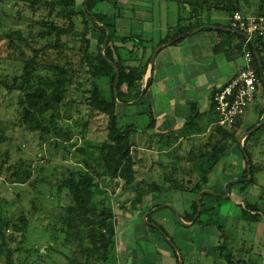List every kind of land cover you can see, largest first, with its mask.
<instances>
[{
  "label": "rangeland",
  "instance_id": "obj_1",
  "mask_svg": "<svg viewBox=\"0 0 264 264\" xmlns=\"http://www.w3.org/2000/svg\"><path fill=\"white\" fill-rule=\"evenodd\" d=\"M184 1L187 0H116L115 3H98L93 9L94 13L108 14L118 37L140 35L143 42H147L146 51L142 53L141 48H136L132 60L129 59V51L133 42L117 43L124 49L122 56L129 66H139L141 60L147 62L152 47L156 50L160 42L166 41L167 44L181 40L161 51L170 53L171 58L167 59H172V63L163 64L161 53L155 59L154 83L141 103L135 104L134 97L146 87L150 64L138 88L127 90L124 86L122 89L124 101L119 103L130 105L113 109L110 80L98 77L92 81L81 61L84 31L81 16L74 20L75 33L61 37L63 48L37 56L38 64L70 67L78 75L66 97L65 103L69 102V105L62 108L59 119V125L72 136L70 141L64 142L70 147L64 156L53 143L19 127L20 94L13 82L14 77L23 73L25 61L34 57L33 49L53 42V37H38L42 27L36 24L37 20L46 19L49 14L12 0H0V264H76L77 260L86 261L82 250L92 247L89 243L92 228L67 224V212L62 208L71 206L72 202L68 190L60 189L58 180L70 176L77 166L73 159L76 155L79 160L84 159V155L76 154V148L86 150V157L97 159L100 146L107 139L106 120L113 110L121 127L131 126L137 130L133 135L135 145L131 148L136 175L132 185L125 186L121 182L114 192L109 189L113 215L108 223L116 226L114 245L117 262L105 264H177V252L168 242L171 239L180 251L183 264H264V126L246 141V149L252 159L253 182L235 183L224 200L205 199V205L210 209L203 216V221L211 220V209L214 208V220L222 231L217 225L187 229L178 224L175 211L183 219L189 202L198 197L191 193L200 181L194 162L205 159L216 147H224L223 155L209 175V189H206L220 196L225 192L226 184L238 181L244 175L245 161L238 147L241 137L251 125L264 118V91L261 88L256 101L247 109L240 126L234 131V138H227L214 125L217 118L214 95L244 66L242 52L248 48L243 45L240 35L231 34L232 37L221 39L216 31L203 30L185 36L202 24L228 28L231 16L223 11L198 16L191 13ZM82 3L83 0H78V10ZM238 8L247 16L264 14V0H238ZM147 16L153 17V22L146 24ZM54 19L60 25L65 24L58 17ZM15 30L24 33L29 41L13 37ZM99 33L98 30H89L87 39L92 54L100 45ZM181 36L184 37L179 39ZM220 41L226 46L219 45ZM194 42L198 43L201 51L193 64L180 62L187 65L188 79L181 74L176 84L179 88L191 83L186 99L170 92L159 98L166 107L163 111L152 109L150 100L152 102L159 94L157 82H161L160 76L176 74L181 67L177 59L187 57L183 46ZM46 71L42 70V75H46ZM174 76L165 82L167 89L176 83ZM194 78H199L197 87L193 83ZM195 87L197 92L193 91ZM151 116L155 117L156 123L149 129ZM182 117L185 121L178 127ZM98 170L101 171L100 167ZM27 171L31 172L28 180L25 178ZM135 189L145 195L137 210L133 211L130 203L136 196ZM103 198L104 195L100 194L96 200ZM248 203L257 207L253 215L257 213L260 221H252L246 212L244 214L243 206ZM159 204L162 205L158 208ZM147 214L151 216V222L145 221ZM154 222L163 228L165 235L149 227L156 225ZM4 240L8 253H4Z\"/></svg>",
  "mask_w": 264,
  "mask_h": 264
},
{
  "label": "trees",
  "instance_id": "obj_2",
  "mask_svg": "<svg viewBox=\"0 0 264 264\" xmlns=\"http://www.w3.org/2000/svg\"><path fill=\"white\" fill-rule=\"evenodd\" d=\"M16 3H22L28 6L30 9H35L36 11H46L48 16L45 18H40L37 20L36 24L41 26L42 29L38 34V37L41 39L53 37V42L47 43L46 45L41 46L38 49H33L34 57L25 61L23 73L20 76L13 78L15 88L19 91L20 101H19V124L20 128L27 130L28 132L36 133L40 136L41 140L46 139L48 143H53L52 145L56 146L58 152L64 153V156L69 152L70 147L66 146L64 142H68L72 139L71 132L65 131L59 125V119L61 117V111L63 107H67L69 102H66V97L69 95L70 88L74 85L78 75L73 68L70 67H61L55 66L53 64L41 65L37 62V56L40 53H44L48 50H58L64 47V44L61 42V37L64 35H70L75 33V18L81 16L84 23V31L81 38V49H82V59L81 61L85 64L86 74L92 77V81L98 77L107 78L111 83V95H112V105L113 109H116L118 102L124 101L123 96V87L126 86L127 90H134L138 88V85L143 81L144 76L148 71L150 60L155 48L152 47V54L149 57V60L146 62L144 60L140 61L139 66H129L126 63V60L122 56V46L117 45V43L125 44L129 41L133 42V46L129 51L130 58L134 54L136 48H141L142 53L146 51L145 45L147 42H143L140 35H131L129 37H118L116 35V30L114 24L110 20L108 14L105 13H94L93 9L97 6L98 3H105L116 0H89L87 2L86 11H83L84 2L83 0L81 9L78 10V0H12ZM185 4L191 10L192 14L210 13L212 11H223L229 16H232L236 12H240L238 8V0H187L184 1ZM241 13V12H240ZM51 15L53 17H51ZM264 15V14H260ZM54 17H58L64 21V25H60L58 20H55ZM101 24V25H100ZM206 26V24L198 25ZM220 26V25H217ZM196 28V27H195ZM228 28H231L230 25ZM98 30L100 33L99 36V46L97 47L96 53L92 54L89 52L90 42L87 39L89 30ZM106 29L109 31V39L107 45L104 49L103 54L100 52L101 47L106 38ZM194 29V28H193ZM206 31H216L219 38H225L226 36L232 37V35H238L237 33L230 32H221L215 29L205 28ZM235 31V30H234ZM226 34V35H225ZM13 37H18L24 42L29 41V37H25L24 33L20 30H15L12 32ZM179 36V35H178ZM243 45L246 44L247 39L242 36ZM35 40V38H32ZM181 40H174L172 44L179 43ZM139 42V44H136ZM166 41L160 42L157 46L165 44ZM219 45L226 44L223 41L219 42ZM218 45V46H219ZM31 47V46H29ZM228 47V46H227ZM253 47L256 48L261 65L259 66L256 60V57L253 52ZM248 51L253 56V67L257 74L262 80V89L264 91V36L259 38H252L251 42H247ZM164 49L161 48L156 56ZM218 52V51H216ZM244 56V50L242 52ZM114 66L117 67L119 71V81L117 85L118 97L117 101L114 98L113 83L116 78V71ZM154 65L150 71L151 77L147 80L145 89L137 93L134 97V100L139 98L141 103L142 100L147 95L149 88L153 85L154 77ZM49 69L46 71V69ZM46 71V75H42L41 71ZM229 82V80H228ZM93 86H95L93 84ZM261 91V90H260ZM72 103V101H71ZM130 105V103H123ZM125 105V106H126ZM248 109V108H247ZM246 109V111H247ZM215 110V109H214ZM113 110L112 114L107 117V139L100 146V152L97 159L86 157V150L83 148H76V154L84 155V159L79 160L77 155L73 158L77 166L70 172V176L67 178H62L58 180L60 189L66 188L68 190L71 206L63 207L62 209L67 212L68 218L66 219L67 224L70 227H76L75 224L82 225L88 228H92V234L89 238V243L92 245L91 248H84L82 253H85V262L79 260L76 261V264H103L112 261L117 262L115 254V234L116 226L113 223H108L109 218L112 217V195L109 191L115 190V188L120 186L122 182L123 185L128 186L132 185L135 181V158L132 155L131 148L134 146L133 135L137 130L134 127H121L119 125V118ZM245 111V113H246ZM151 113V110H149ZM245 113L243 116H245ZM151 115V114H150ZM243 116L239 117L234 126L231 129H224L214 124L220 132H222L227 138H234L235 130L240 126ZM152 118V116H151ZM156 119L153 116L152 122L149 125V129L154 126ZM256 122L251 125L246 132L252 129L254 126L259 124ZM264 126V125H262ZM249 135L244 141V151L247 154L250 162V175L251 179L246 180L248 177L247 169H244V175L242 178L238 179L236 183H252L253 182V166L252 159L248 154L246 149V141L250 138ZM242 157L245 161V167H247V162L245 156L240 148ZM226 148V145H225ZM224 147L219 146L211 152L205 159H197L195 164V169L197 171V177L199 178V183L192 188L191 193L196 197L204 190L209 189L207 186L210 173L213 171L215 165L219 161L220 157L223 155ZM66 153V155H65ZM62 155L61 158L65 160ZM100 167V170H98ZM255 173V168H254ZM31 177V172H25V178ZM103 180V181H102ZM102 181V182H101ZM101 182V183H100ZM235 183H232L227 188V194L229 190L233 187ZM104 185V186H103ZM124 186V188H125ZM110 189V190H109ZM136 196L132 199L130 203V208L134 211L137 210L138 206L142 203L145 193H139L137 190ZM104 195L103 200L97 202L98 195ZM225 192L220 194V196H214L210 193H205L201 196V212L199 216L194 220V217L197 214L198 206L196 200L189 202L188 209L185 208L184 218L182 219L184 224L176 220L178 224L182 227L190 229L191 227H201L208 225H217L220 228L219 224L214 220L216 215L215 209H211L213 212L211 220L203 221V216L206 215L210 207L205 205V199L209 197H214L219 200H224L222 195ZM102 205V208H100ZM159 204L158 208L160 207ZM244 205V204H243ZM247 206V207H246ZM257 210L256 206L251 204H246L243 206L244 214L249 216L252 221H260L261 217L254 211ZM251 215V217H250ZM253 215V216H252ZM151 216H147V222H151ZM193 222L192 225L189 223ZM158 228H155L156 225H149L151 229L155 230L158 233L165 235V231L160 227L156 222H154ZM188 223V224H185ZM96 229V230H95ZM157 229V230H156ZM222 231V229H219ZM160 234V235H161ZM3 237V233H1ZM169 243L171 247L174 241L171 239ZM4 244V253H8L6 248L5 240ZM174 249V248H173ZM175 250V249H174ZM176 252V251H175ZM10 254V253H9ZM177 264H179V259L177 253H175ZM74 264V262H73Z\"/></svg>",
  "mask_w": 264,
  "mask_h": 264
},
{
  "label": "built area",
  "instance_id": "obj_3",
  "mask_svg": "<svg viewBox=\"0 0 264 264\" xmlns=\"http://www.w3.org/2000/svg\"><path fill=\"white\" fill-rule=\"evenodd\" d=\"M230 27L243 33L247 42L263 37L264 15L247 16L236 12L230 18ZM243 57L244 66L214 95L215 123L224 129H231L236 120L244 115L246 109L256 101L262 87V80L253 67L252 54L244 49Z\"/></svg>",
  "mask_w": 264,
  "mask_h": 264
},
{
  "label": "water",
  "instance_id": "obj_4",
  "mask_svg": "<svg viewBox=\"0 0 264 264\" xmlns=\"http://www.w3.org/2000/svg\"><path fill=\"white\" fill-rule=\"evenodd\" d=\"M88 1H89V0H85L84 7H83V11H84V12L86 11V7H87V2H88ZM205 28L215 29V30H217V31H221V32L237 33L238 35L243 36L244 38L247 39V37H246L243 33L239 32V31H234V30L231 29V28H225V27H220V26H204V27H199V28H197V29H195V30L189 32V33L186 34L185 36L193 35V34H195V33H198V32H200V31H203ZM106 32H107V33H106V38H105V41H104V43H103V46L101 47V50H100V52H101L102 54H103V52H104V49H105V47H106V45H107V42H108V39H109V31H108V29H106ZM183 37H184V36H181L179 39H181V38H183ZM250 42H251V40H250ZM172 43H173V42H169V43H167V44H163V45H161V46H159V47L156 48V50L153 52L152 57H151V60H150V70L152 69V67H153V65H154L155 58H156V56H157L159 50H160L161 48H163V47H167V46L172 45ZM253 52H254V55H255V57H256L257 63H258V65L260 66V65H261V61H260V58H259L258 52H257L256 48H254V47H253ZM114 68H115V71H116V78H115L114 83H113V91H114V98H115L116 101H117V97H118L117 85H118V81H119V71H118V69H117L116 66H114ZM150 77H151V73L149 74V78H150ZM141 97H142V96H140L139 98H137V99L134 101V103L136 104L138 101H140ZM117 102H118V101H117ZM118 104H119V105H126V104L119 103V102H118ZM262 125H264V118H263V120H262L259 124H257L256 126H254V127H253L252 129H250L248 132H246V133L241 137V139H240V148H241V150H242V152H243V154H244V156H245L246 162H247V167H246V169H247V173H248V177L246 178L247 181H249V180L251 179V175H250V162H249V158H248L247 154H246L245 151H244L243 141H244L249 135L253 134L256 130H258ZM58 159H60V156H58ZM236 182H237V181H231V182H229L228 184H226V186H225V190H224V191H225V194L222 195V197H223L224 199L228 197V194H227V188H228V186H229L230 184H232V183H236ZM205 193H210V194H212V195H214V196H219L218 194H215L214 192H212V191H210V190H204V191H202V192L198 195L197 200H196V203H197V206H198V211H197L196 216L194 217L193 222L195 221V219L199 216V214H200V212H201V203H200V199H201V196H202L203 194H205ZM167 207L173 209L171 206H167ZM174 211H175V210H174ZM152 212H153V211L149 212V214H151ZM175 213H176V217H177L178 221H179L181 224H184L183 221H182V219H181V217L179 216V214H178L176 211H175ZM149 214H147V215H149ZM193 222H191L189 225H192ZM168 242L171 243L170 241H168ZM171 244H172V243H171ZM172 246H173V248L175 249V251L177 252V254H178L179 257H180L179 264H183V261H182V259H181V254H180L179 249H178L174 244H173Z\"/></svg>",
  "mask_w": 264,
  "mask_h": 264
},
{
  "label": "crops",
  "instance_id": "obj_5",
  "mask_svg": "<svg viewBox=\"0 0 264 264\" xmlns=\"http://www.w3.org/2000/svg\"><path fill=\"white\" fill-rule=\"evenodd\" d=\"M153 17H151V16H147V19L145 20V22H146V24L147 23H149V22H153ZM204 44H207V43H205V41H202ZM183 47H185V49H184V52H185V56H187V57H182V56H180L178 59H177V62H178V64H180L181 65V67L178 69V67H177V69H178V71H177V73H179V74H169V77H171V75H175L174 76V78L177 80L176 81V83L175 84H173V86H172V88H168L167 89V87H165L166 85H167V83H166V85H165V82H167V81H169V79H172V78H169L168 76H167V74H162L160 77V79H159V81H161V82H157V84H158V89H159V94L156 96V98H154V99H156V100H154L153 99V103L151 102V100H150V106L152 107V109H156V111L159 109H161L160 111H163V109H165L166 107H165V104L164 103H162V102H160L159 101V98L160 97H165V95H168L170 92H173L175 95H176V97H178L177 96V94H179L180 96L179 97H183V98H185L186 99V96H187V94L186 93H188V92H190L191 91V88H190V84H186V85H184L183 83V85H181V86H179V88L178 87H176V84H178L179 83V81H180V75L181 74H183V77H184V79H188V75L186 74V70L188 69L187 68V65L185 64V63H180V62H182V61H188V63L187 64H193V60H195L196 61V59H195V57L197 56V54H198V52L199 51H201V49H199V46H198V43H196V42H194V43H190V44H186L185 46H183ZM167 57H170V53L167 51V50H164V52L163 53H161V62L163 63V64H166L167 62H173V60L172 59H167ZM171 58V57H170ZM183 58V60H181ZM188 58V59H187ZM177 62H175L174 61V63H177ZM177 64V65H178ZM179 66V65H178ZM197 68V67H196ZM198 69V68H197ZM195 76V75H194ZM228 78H230V77H228ZM229 80V79H228ZM198 82H199V78H194V81H193V83H195V85H196V87H197V85H198ZM171 86V85H170ZM196 87H195V89L193 90L194 92H197L198 90H196ZM167 89V90H166ZM159 101V102H158ZM176 102H179V99H177L176 100ZM186 102H187V100H186ZM153 104V105H152ZM160 104H162L163 105V108L162 107H160ZM166 105H167V103H166ZM158 110V112H160ZM162 113V112H161ZM160 113V114H161ZM164 113V112H163ZM162 113V114H163ZM156 118H158V116L156 115L155 116ZM185 121V118H181V120L178 122V127L180 126V124L181 123H183Z\"/></svg>",
  "mask_w": 264,
  "mask_h": 264
}]
</instances>
